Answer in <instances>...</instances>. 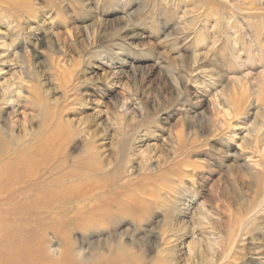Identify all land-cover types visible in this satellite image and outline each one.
I'll list each match as a JSON object with an SVG mask.
<instances>
[{
	"label": "rangeland",
	"instance_id": "374dc122",
	"mask_svg": "<svg viewBox=\"0 0 264 264\" xmlns=\"http://www.w3.org/2000/svg\"><path fill=\"white\" fill-rule=\"evenodd\" d=\"M0 127L105 186L0 199V264H264V0H0Z\"/></svg>",
	"mask_w": 264,
	"mask_h": 264
},
{
	"label": "bare ground",
	"instance_id": "6f19581e",
	"mask_svg": "<svg viewBox=\"0 0 264 264\" xmlns=\"http://www.w3.org/2000/svg\"><path fill=\"white\" fill-rule=\"evenodd\" d=\"M197 57V56H196ZM197 59V58H196ZM2 98V97H1ZM5 98V97H4ZM235 98V97H234ZM3 100V99H2ZM5 101V100H4ZM4 103V102H3ZM244 104L243 102H238L235 99H232L229 101V104L227 103V105L229 106L230 112L231 114L234 115V117H238L244 108ZM225 106V107H228ZM226 111V109L224 110ZM227 112V111H226ZM229 112V113H230ZM224 113V112H223ZM228 113V114H229ZM227 114V113H226ZM222 115V114H221ZM226 116V115H224ZM222 115V117H224ZM223 120V119H222ZM52 121V120H51ZM54 121V120H53ZM225 122L226 119L224 120ZM223 121V122H224ZM50 123V122H49ZM58 125V123H57ZM53 130V129H52ZM51 130V131H52ZM43 131V130H42ZM49 131V130H48ZM49 131V132H51ZM7 130L5 131L4 129H2L0 127V144L1 142L5 143L7 141L8 144L11 143V145L6 146L3 150H0V163L3 162L5 159H8L7 162H5V166H4V171H3V179L0 178V181L2 183H4V189L0 191V199H7L9 198V195L15 196V198L10 199L9 202H13L16 199H18L19 197H33V194L36 193V191H38L39 189H43L47 192H49V194H51L53 196L54 199H75L78 201V203H82L85 205H87L88 207L90 206L91 209L92 208H97L99 207V203L100 201L96 199L97 194L99 193V191H101L105 186L103 185L102 182H99L95 179H87V180H81V176L78 175L76 172H65V174L61 177H57V178H53L52 181L47 182L46 184H42L43 182H41V178L45 177V176H52L53 174L59 175L61 173H63L66 169V163H67V156L66 154H64L63 152H57L56 154L53 153V158L54 156L56 157V155L59 158H55L52 159V161L46 160L44 157L41 161H39V158L35 155L38 152L37 147L34 146H27L24 145V143L19 142V140H15L13 139V137H10V135H8V133H6ZM48 132V133H49ZM37 135V134H36ZM260 135V134H259ZM38 137V136H37ZM259 136H257L258 138ZM42 138V137H41ZM40 138V139H41ZM9 139V140H8ZM180 139V138H179ZM50 140V139H49ZM40 141V140H37ZM36 141V142H37ZM51 141V140H50ZM49 141V142H50ZM25 142V141H24ZM3 143V144H4ZM27 143V142H26ZM25 143V144H26ZM30 143V142H29ZM51 143V142H50ZM12 144H15L14 147L12 148ZM79 146V145H78ZM2 147V146H0ZM73 148V147H72ZM77 149V147H76ZM75 150V148H74ZM35 155V156H34ZM93 168V167H92ZM264 169V168H262ZM75 170V169H74ZM80 170V169H79ZM108 170V169H107ZM261 170V169H260ZM106 171V170H105ZM103 171V172H105ZM113 171V170H112ZM100 173H102L101 171H99ZM90 173V172H89ZM149 173V172H148ZM75 174V175H74ZM96 174V173H95ZM86 175V174H85ZM149 175V174H148ZM91 176H95L94 174ZM89 176V177H91ZM261 176L263 178L262 175H258ZM86 178V177H85ZM83 178V179H85ZM95 178V177H94ZM260 178V177H259ZM125 179V178H124ZM257 179V178H256ZM113 180V179H112ZM127 180V178H126ZM130 180V179H129ZM258 183L259 181H261L260 179H257ZM128 184V183H127ZM130 184V183H129ZM111 186V185H110ZM125 186V185H124ZM264 187V185H259V187ZM105 189V188H104ZM120 189V188H119ZM264 189V188H263ZM262 189V192H263ZM259 191V190H258ZM257 191V192H258ZM128 192V191H126ZM41 193V191H40ZM139 193V192H138ZM130 194V193H129ZM128 194V195H129ZM51 196V197H52ZM126 196V195H125ZM124 196V197H125ZM260 196V195H259ZM109 197V196H108ZM257 197V196H256ZM261 197V196H260ZM127 198V197H126ZM149 198V197H148ZM125 199V198H124ZM150 199L152 200V198L150 197ZM108 200V199H107ZM256 199H254L255 201ZM45 201V198H30L29 201H27V205L26 207L28 208H35L38 209L41 205L43 207V203ZM132 201V200H131ZM134 201V200H133ZM139 201V200H138ZM255 202H258L255 201ZM57 203V202H56ZM2 204V203H1ZM11 204V203H10ZM155 204V203H154ZM12 205V204H11ZM19 205V204H18ZM255 205V203H254ZM259 205V204H258ZM6 207V206H3ZM9 207V206H8ZM67 207V206H66ZM82 205L80 206L79 209H81ZM122 207V206H121ZM254 207V206H253ZM259 206H256V208ZM262 208V207H261ZM40 209V208H39ZM68 209V208H67ZM87 209V208H86ZM85 209V210H86ZM131 209V208H130ZM260 209V208H259ZM84 210V209H82ZM81 210V211H82ZM132 210V209H131ZM254 210V209H253ZM256 210V209H255ZM61 211V210H60ZM146 211V210H145ZM258 211V210H257ZM96 212V211H94ZM76 213V212H75ZM63 214V213H62ZM249 214V213H247ZM253 214V212H252ZM72 215V214H71ZM103 216V213L101 214ZM119 215V214H118ZM127 214H125L124 216H126ZM7 216V215H6ZM96 216V215H95ZM245 216V215H244ZM51 217V216H50ZM65 219V218H64ZM68 219V218H67ZM243 219V218H242ZM112 220V218H111ZM245 220V219H244ZM1 221H5V218L2 216V211L0 210V223H2ZM78 221V220H76ZM102 221V220H101ZM136 221V220H135ZM239 221V220H238ZM99 222V221H98ZM81 223V222H79ZM93 223V222H91ZM235 223V222H234ZM71 224V223H69ZM108 224V223H107ZM112 224V223H111ZM86 225V224H85ZM103 225V224H102ZM69 226V225H67ZM66 226V227H67ZM72 226V224H71ZM88 226V225H86ZM104 226V225H103ZM90 226H88L87 228H89ZM108 227V226H107ZM235 227V225H234ZM103 228V227H102ZM101 228V230H102ZM106 228V227H105ZM9 229V228H8ZM92 229V228H91ZM134 232V231H133ZM163 233V232H162ZM238 233V232H237ZM153 234V233H152ZM91 235V234H90ZM155 235V233L153 234ZM156 236V235H155ZM158 237V236H157ZM163 237V235L161 236ZM166 237V236H165ZM233 237V236H231ZM135 238H133L134 240ZM234 238H232L231 240H233ZM132 240V241H133ZM152 240V239H151ZM155 241V238H154ZM157 242V240L155 241ZM163 242V241H162ZM166 242V240H165ZM92 243V242H91ZM90 243V244H91ZM134 243L135 242L134 240ZM234 243V242H232ZM164 244V243H163ZM93 245V243H92ZM107 245V243H106ZM135 245V244H134ZM233 245V244H232ZM162 246V245H161ZM91 248V247H90ZM227 248V247H226ZM228 250V249H227ZM226 250V251H227ZM125 252V251H124ZM130 253V252H128ZM140 256V255H139ZM224 256V255H223ZM139 258V257H136ZM142 257H140L141 259ZM11 260V259H10ZM132 260V259H131ZM134 260V259H133ZM138 261V260H137ZM2 263V262H1ZM139 263V262H138ZM142 263V262H141ZM96 264V263H95ZM132 264V262L130 263ZM135 264V262H134ZM148 264V263H146Z\"/></svg>",
	"mask_w": 264,
	"mask_h": 264
}]
</instances>
